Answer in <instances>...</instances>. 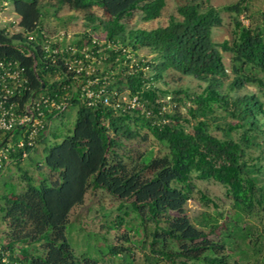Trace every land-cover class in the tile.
I'll return each mask as SVG.
<instances>
[{"label": "trees", "instance_id": "16d2710c", "mask_svg": "<svg viewBox=\"0 0 264 264\" xmlns=\"http://www.w3.org/2000/svg\"><path fill=\"white\" fill-rule=\"evenodd\" d=\"M7 1L12 2L22 29L41 41L42 31H48L43 20L45 0H0V3ZM53 2V13L62 6L84 12L85 29L75 35L71 44L88 45L97 57L105 55L92 76L100 77L109 92L110 103L89 105L81 101L66 78H54V66L49 60L38 61L36 71H32L31 60L22 58L12 47L15 35L10 36L5 28H0V54L14 56L25 66L26 85L49 100L66 97L65 109L69 105L76 107L71 130L57 141L50 123L65 109L56 114L40 103L48 124L39 131L26 157L38 144H43L44 155L37 168H45L46 174L40 173L34 180L21 170L20 163L26 157L20 151L10 153V160L3 159L0 163V173L14 163L24 179L23 189L17 192L13 188L0 203L1 221L6 225L5 242L1 245L8 251L6 261H1L0 256V264H99L93 258L76 255L65 235L72 209L84 201L89 189L97 188L119 200L120 213L112 226L122 224L129 207L142 213V224L153 221L152 231L146 232L151 234L152 241L148 244L144 240L142 245L147 243L152 252L161 253L170 264L175 263L174 257L192 264H228L231 255L227 246L239 244L236 236L245 245L255 242L251 241V226L236 213L225 226L223 238L214 241L207 235L219 226L217 218L209 225L201 222L197 226L184 207L194 192L204 203L211 202L196 188L193 181L196 178L222 184L226 194L234 199L233 206L240 207L242 212L237 199L240 195L247 197L250 205L254 203L264 210V183L259 182V175L264 173V102L256 93L232 94L246 85H255L264 97V79L258 75L264 73L263 27L244 25L237 17L246 13V0L221 7L235 14L232 39L222 41L212 38V29L222 23L221 9L207 0H182L176 6L178 16H170L165 25L152 29L127 28L124 19L139 10L144 21L153 20L161 14L165 0ZM95 8L101 10V15L93 11ZM98 30L102 39L93 42L92 34ZM98 48H102L100 54ZM141 48H147L152 57H139L137 52ZM222 51L230 53V73ZM169 69L203 81L204 86L199 92L181 88L168 92L157 87L155 82ZM230 74L223 90V79ZM112 90L117 93L112 94ZM28 93L27 89L22 90L18 96L20 103ZM169 94L176 102L173 111H167L165 106L164 98ZM123 95L128 98L137 95L149 113L128 107ZM179 95L190 103L186 115L178 110L177 105L183 102ZM217 109L222 114H215ZM212 128L221 135L212 133ZM141 130L166 150L160 154L120 152L122 138L138 137ZM20 134L18 129L0 132V144L8 139L14 143ZM49 134L54 142L47 144ZM253 149L258 153L251 154ZM172 211L174 215L170 214ZM160 222L164 224L158 226ZM263 235L264 224L255 239ZM155 236L176 241L178 250L168 253L153 249L159 243ZM17 246L19 257L13 256ZM126 248L112 245L108 252L118 253ZM260 250L256 249L257 253Z\"/></svg>", "mask_w": 264, "mask_h": 264}, {"label": "rangeland", "instance_id": "374dc122", "mask_svg": "<svg viewBox=\"0 0 264 264\" xmlns=\"http://www.w3.org/2000/svg\"><path fill=\"white\" fill-rule=\"evenodd\" d=\"M165 6L161 10L159 17L144 21L142 14L139 10H135L133 14L124 19V23L127 28H144L152 29L157 26L165 25L170 16H178L176 13V6L182 0H165ZM213 6L221 9L223 5L233 3L237 0H207ZM53 0H45L43 4V10L46 11L44 20V27L50 32L57 30L65 31L68 35L75 37L85 29L87 20L84 17V12L69 9L67 6H62L60 10L53 13ZM0 3V25L10 23L11 20L17 18L13 14L12 2L7 1ZM247 10L244 14V19L241 20L240 13L237 17L244 25L249 26H262L264 32V0H246ZM97 15H101V10L98 8L93 9ZM220 14L222 16V23L219 26H215L212 29V38L215 41H222L224 39L231 40L234 31V16L235 14L221 9ZM93 37L101 41V32H93ZM139 57L150 59L152 54L147 48H141L137 52ZM225 65L229 70V57L230 53L222 51ZM264 79V73H258ZM231 78L223 79V90L227 88L228 82ZM155 85L168 92L174 89H185L188 92H199L204 86V82L197 80L192 76L181 75L180 73L169 69L164 73L161 80L156 81ZM246 92L256 93L264 102V97L259 88L255 85H246L240 89L232 92V94H242ZM169 94L164 98L166 101V110L173 111L176 102L171 100ZM182 97V95H179ZM190 103L183 98V102L178 104V110L182 115H186V108ZM215 114H222L220 109H217ZM76 118V107L69 105L59 118L52 120L50 123V130L56 133L57 141H60L62 136L71 130L74 120ZM188 131L191 130L189 126H186ZM212 133L220 136L221 132L212 128ZM140 136L134 138H122V147L120 152L136 154L137 152L152 151L154 154L163 153L166 148L156 141L151 135L146 134L145 130H141ZM55 137V138H56ZM54 142V137L48 135L46 143ZM263 149H264V143ZM35 151H31L30 155L24 158L20 167L21 170L27 171L34 180L38 179L41 174L48 172L45 168H37V163L41 162V158L44 155L43 144H38ZM255 155L258 153L257 149L250 151ZM14 163L8 164L0 173V203L3 202V197L8 192H11L13 188L17 192H20L24 187V179L22 178V171ZM196 188L204 193L211 202L204 203L200 200L199 194L194 192L192 197L187 200L184 212L190 219V221L199 226L201 222H206L207 225L212 222V219L217 218L218 227L211 233H208L207 237L211 240H218L223 238L225 234V226L232 221V216L236 213H240L242 222L251 226L250 231L253 239L249 244L245 245L237 236L235 237L238 245L232 243V246H227L231 255L228 260V264H264V235L255 239L256 232L260 231V228L264 224V210L260 209L254 203L250 205L247 197L240 195L237 199L240 206L243 207V212L240 211V207L233 206V198L226 194L225 187L212 180L193 179ZM259 182L264 183V173L259 175ZM119 200L110 194L108 191L97 188L89 189L85 195L84 201L76 205L70 214V222L66 225L65 235L68 243L73 249L76 255H84L95 259L99 264H170L169 260L162 256L161 253L152 252L149 249V242L152 241V236L149 232L153 229V221L145 223L146 231L142 224L143 215L137 210H131L129 207V214L125 216L121 225L112 226L115 217L120 213L117 208ZM174 215L175 212H170ZM1 216V213H0ZM199 223V224H198ZM164 223L160 222L158 226H162ZM208 227L203 229L207 230ZM6 225L1 221L0 217V240H5ZM234 234H237L236 232ZM155 239L159 241L158 244L153 246V249L167 251L168 253H174L178 250L179 244L171 239H164L163 237L155 236ZM144 240L148 244L142 245ZM240 240V241H239ZM112 245L127 246L125 250L118 253L111 254L109 251ZM260 248L261 252L257 253L256 249ZM19 246L15 248L13 256H20L18 252ZM174 264H192L183 258L174 257ZM263 262V263H262Z\"/></svg>", "mask_w": 264, "mask_h": 264}, {"label": "built area", "instance_id": "2783aa9c", "mask_svg": "<svg viewBox=\"0 0 264 264\" xmlns=\"http://www.w3.org/2000/svg\"><path fill=\"white\" fill-rule=\"evenodd\" d=\"M13 14L16 15L14 10ZM240 17L243 20L244 13ZM0 28H5V33L10 36L15 35L12 47L20 53L22 58L31 60L32 71H36L38 61L49 60L48 62L54 66V78L57 80L66 78L68 85H72L73 93L81 101L89 105L96 102L110 103L109 92L100 82V77L92 76L97 65L105 58V55L100 54L102 48L96 50L100 54L97 57L88 45L83 47L72 45L71 42L76 37L61 30L50 32L44 29L41 41H38L35 35L22 29L18 16L10 23L0 25ZM93 42L98 40L93 37ZM24 72L25 66L16 57L0 54V132H12L16 129L21 131L16 142L12 143L9 139L1 142L0 163L3 159L10 160L9 154L15 151H20L22 157L27 156L28 149L35 144L39 131L48 124V121L44 119L45 114L40 103L47 108L48 112L55 111L56 114L63 111L68 104L66 97L60 100L54 98L49 100L43 94L36 95V92L26 85L27 77ZM24 89H27L29 93L20 103L18 96ZM111 93L116 94L117 91L112 90ZM122 99L127 101L128 107L139 108L141 112L149 113L137 95L129 98L123 95ZM4 242V239L0 240L1 261H6L5 256L8 254L1 245Z\"/></svg>", "mask_w": 264, "mask_h": 264}]
</instances>
